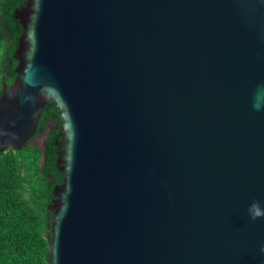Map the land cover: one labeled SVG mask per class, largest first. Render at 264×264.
<instances>
[{
    "label": "water",
    "instance_id": "obj_1",
    "mask_svg": "<svg viewBox=\"0 0 264 264\" xmlns=\"http://www.w3.org/2000/svg\"><path fill=\"white\" fill-rule=\"evenodd\" d=\"M20 17L0 152L59 102L52 264H264V0H28Z\"/></svg>",
    "mask_w": 264,
    "mask_h": 264
},
{
    "label": "trees",
    "instance_id": "obj_2",
    "mask_svg": "<svg viewBox=\"0 0 264 264\" xmlns=\"http://www.w3.org/2000/svg\"><path fill=\"white\" fill-rule=\"evenodd\" d=\"M27 5L28 0H0V97L18 76L17 51L26 32L20 12ZM48 120L56 126L43 149L0 152V264H52L55 190L67 177L65 118L55 98L45 104L37 135L48 129Z\"/></svg>",
    "mask_w": 264,
    "mask_h": 264
},
{
    "label": "rangeland",
    "instance_id": "obj_3",
    "mask_svg": "<svg viewBox=\"0 0 264 264\" xmlns=\"http://www.w3.org/2000/svg\"><path fill=\"white\" fill-rule=\"evenodd\" d=\"M1 48V47H0ZM5 78L2 79L3 84L5 83ZM56 126V123L53 120L48 121V130L45 134L35 136L28 144L27 147H38L43 149L44 146V140L46 138V135L50 129ZM25 194H27V191L25 190Z\"/></svg>",
    "mask_w": 264,
    "mask_h": 264
},
{
    "label": "flooded vegetation",
    "instance_id": "obj_4",
    "mask_svg": "<svg viewBox=\"0 0 264 264\" xmlns=\"http://www.w3.org/2000/svg\"><path fill=\"white\" fill-rule=\"evenodd\" d=\"M48 121H50V120H48ZM53 128H54V127H53ZM53 128H52V129H53ZM52 129H50V130H52ZM47 130H48V129H47ZM47 130H46V132H47ZM50 130H49V131H50ZM49 131H48V132H49ZM46 132H45V133H46ZM45 133H44V134H45ZM42 134H43V133H42ZM42 134H40V135H42ZM35 136H38V135L36 134ZM35 136H34V137H35ZM47 136H48V133H47L46 138H45V140H44V144H43L44 147H45V145H46ZM34 137H33V138H34Z\"/></svg>",
    "mask_w": 264,
    "mask_h": 264
},
{
    "label": "clouds",
    "instance_id": "obj_5",
    "mask_svg": "<svg viewBox=\"0 0 264 264\" xmlns=\"http://www.w3.org/2000/svg\"><path fill=\"white\" fill-rule=\"evenodd\" d=\"M262 251H264V249H262Z\"/></svg>",
    "mask_w": 264,
    "mask_h": 264
}]
</instances>
